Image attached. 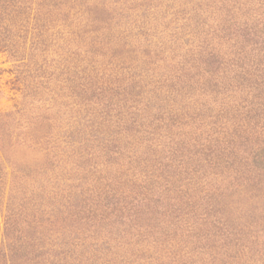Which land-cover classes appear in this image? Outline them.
<instances>
[{
  "label": "rangeland",
  "instance_id": "obj_1",
  "mask_svg": "<svg viewBox=\"0 0 264 264\" xmlns=\"http://www.w3.org/2000/svg\"><path fill=\"white\" fill-rule=\"evenodd\" d=\"M29 1L0 50L1 228L6 207L58 219L38 233L68 264H264V127L220 32L261 1Z\"/></svg>",
  "mask_w": 264,
  "mask_h": 264
},
{
  "label": "trees",
  "instance_id": "obj_2",
  "mask_svg": "<svg viewBox=\"0 0 264 264\" xmlns=\"http://www.w3.org/2000/svg\"><path fill=\"white\" fill-rule=\"evenodd\" d=\"M261 1V6L264 5V0ZM27 4L31 5V1L27 0H0V50L10 52L11 41L18 35V30L15 24L21 22V19L25 18V7ZM264 10V9H263ZM253 7L249 8L243 17L235 16L233 9L228 11L227 21H223L221 31L224 32L223 36H227L228 40H231L230 47L236 46L234 54L236 58H232V63L235 64V71H238L239 78L244 80L246 90L245 101L246 116L247 114L254 120L259 119L257 125L261 128L264 127V13L261 21L252 17ZM27 13V12H26ZM15 34L14 36H12ZM197 62L199 66L203 67L205 72L219 74L224 72L225 65L223 57L220 54V50L215 47H209V43H203L202 49L198 50ZM231 64V62H230ZM125 77V76H124ZM129 80V77H125ZM132 78V77H131ZM124 80V79H123ZM91 84L88 87L93 88L98 92L97 96H101L103 93L115 91L116 89L103 77L100 78L94 73ZM243 84V83H242ZM126 85H130V89L133 88L131 81ZM131 92V90H129ZM116 94V92H114ZM110 102L108 103V105ZM256 125V126H257ZM129 132L132 133V127H127ZM119 143L113 141L109 148L106 145V154L115 152L118 150ZM45 151V148H41ZM256 151V150H255ZM44 153L43 160L48 162L52 159L51 156ZM7 163L11 164L12 157L4 158ZM264 164V148L258 146L254 155V162L258 165ZM21 163V162H20ZM50 165V164H49ZM52 166V165H51ZM48 168H37L42 174L48 176ZM20 169V168H18ZM25 169V168H24ZM50 170V169H49ZM45 171V172H44ZM19 172H21L19 170ZM2 169L0 167V198L2 195ZM31 178L30 175H26ZM16 179V178H15ZM35 181V180H34ZM13 197H9V202L12 198L15 199L16 191L14 189ZM19 192H21L19 190ZM1 204V203H0ZM8 205V203H7ZM77 207V206H75ZM39 210V207H37ZM30 214V213H29ZM27 214L22 212L21 209L6 207V212L2 222V228L0 223V264H68L66 259L69 256L64 252V248L60 245L62 243L46 246L44 242V236L38 233V227H42L43 222H48L49 225H55L59 220L50 221L49 219L40 218L34 216V214ZM55 236V235H53ZM61 241H64V237H60Z\"/></svg>",
  "mask_w": 264,
  "mask_h": 264
}]
</instances>
